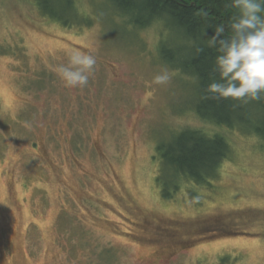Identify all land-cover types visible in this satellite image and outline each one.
<instances>
[{"label": "rangeland", "instance_id": "374dc122", "mask_svg": "<svg viewBox=\"0 0 264 264\" xmlns=\"http://www.w3.org/2000/svg\"><path fill=\"white\" fill-rule=\"evenodd\" d=\"M99 2L77 0L90 24L66 28L37 0H0V264H264L262 140L220 125L230 157L215 185L198 205L185 186L163 199L159 146L223 131L196 115L194 80L163 65L172 31ZM74 51L96 59L85 87L57 73ZM221 221L223 235L203 233Z\"/></svg>", "mask_w": 264, "mask_h": 264}, {"label": "trees", "instance_id": "16d2710c", "mask_svg": "<svg viewBox=\"0 0 264 264\" xmlns=\"http://www.w3.org/2000/svg\"><path fill=\"white\" fill-rule=\"evenodd\" d=\"M37 1L38 5L49 9V12L44 9L39 12L55 22L62 20L63 27L90 24L88 16H83L77 10V0ZM99 4L104 7L106 16L110 18L115 15L119 22L126 20L138 30L156 24L161 29L171 30V42L163 44L161 48L162 63L194 80L196 115L222 131L220 125H225L224 130L244 132L262 140L264 152V100L241 103L215 97L206 91L210 83H223L215 65L219 45L209 47L208 40L219 26L224 27L220 39L232 37L230 22L239 15L232 0H102ZM62 15L66 18L56 19ZM261 15L264 16V13ZM162 31L160 39L164 36ZM182 131L172 141L159 146L169 167L166 172L168 182L164 184L166 191L162 197L170 200L185 186L190 201L198 205V189L215 185L221 164L230 157V144L225 131L213 134L192 128ZM221 224L222 221L215 228L204 229L203 233L210 231L211 237L223 235L226 230L222 229Z\"/></svg>", "mask_w": 264, "mask_h": 264}, {"label": "clouds", "instance_id": "9594fccd", "mask_svg": "<svg viewBox=\"0 0 264 264\" xmlns=\"http://www.w3.org/2000/svg\"><path fill=\"white\" fill-rule=\"evenodd\" d=\"M239 15L230 22L233 35L220 39L224 27L215 29L208 46L217 44L219 55L215 60L216 70L223 83H210L208 93L221 99L241 103L264 100V0H232ZM96 59L93 55L74 51L67 65L57 68V73L66 87H85L94 71ZM167 71L154 76V83L167 84ZM205 98H208L207 96Z\"/></svg>", "mask_w": 264, "mask_h": 264}]
</instances>
